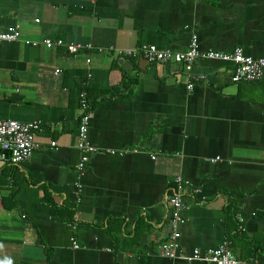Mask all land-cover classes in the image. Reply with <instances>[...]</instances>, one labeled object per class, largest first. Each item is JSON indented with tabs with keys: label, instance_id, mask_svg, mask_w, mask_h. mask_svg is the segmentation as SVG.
<instances>
[{
	"label": "crops",
	"instance_id": "obj_1",
	"mask_svg": "<svg viewBox=\"0 0 264 264\" xmlns=\"http://www.w3.org/2000/svg\"><path fill=\"white\" fill-rule=\"evenodd\" d=\"M15 24L19 39L0 41V118L40 130L26 160L0 161V264H213L163 256L173 230L182 251L226 240L241 264H264V71L235 84L217 60L188 78L179 63L118 59L143 43L181 51L192 35L264 57V0H0V31ZM81 90L96 150L79 171ZM176 175L188 186L172 223Z\"/></svg>",
	"mask_w": 264,
	"mask_h": 264
},
{
	"label": "built area",
	"instance_id": "obj_2",
	"mask_svg": "<svg viewBox=\"0 0 264 264\" xmlns=\"http://www.w3.org/2000/svg\"><path fill=\"white\" fill-rule=\"evenodd\" d=\"M34 21L37 22V19ZM18 39V24L8 26L5 30L0 31V41H16ZM24 42L27 44L30 43L31 45L37 44V41L25 40ZM39 42L47 48L53 44L58 46L64 45L65 51L70 54L76 53L81 48L88 49L90 47L88 44H64L60 39L53 41L42 39ZM108 50H111V48H108ZM137 54L147 64L179 63L182 65L183 71L188 78L191 77L189 74L191 65L196 60H217L229 64L231 71L230 81L235 84L257 81L262 77L264 71V57H251L246 55L237 46L227 51L200 49L195 35L190 37L187 47L181 51L158 48L153 44L143 43L134 48L119 50L118 59L133 57ZM53 72L56 74L58 69H55ZM187 87L191 88L192 83L188 82ZM78 97L80 114L75 135L76 146L81 152L80 159L76 164V168L80 171L87 160V154L94 152L96 149L89 145L86 139L89 106L85 91H79ZM37 130H40V121L38 120L22 122L9 118H0V161L18 165L26 160L36 144L34 137ZM53 145L54 141H50V146ZM151 159H153V156H151ZM185 186H188V181L176 175L174 177L172 194L166 199L171 209L170 221L172 223L179 219V212L186 208V205L181 200V191ZM68 226L74 228V223L72 222ZM177 238L178 232L173 230L159 244V251L163 256L184 261H207L213 264H241V261L232 254L228 241L226 240H223L220 244L207 251H200L194 247L189 252H185L180 249ZM70 243L72 248L78 247L73 237H70Z\"/></svg>",
	"mask_w": 264,
	"mask_h": 264
},
{
	"label": "trees",
	"instance_id": "obj_3",
	"mask_svg": "<svg viewBox=\"0 0 264 264\" xmlns=\"http://www.w3.org/2000/svg\"><path fill=\"white\" fill-rule=\"evenodd\" d=\"M64 210L63 208H60L58 209L55 205L52 207V213L51 215L53 216V212L56 213L55 214V217H58L62 222H65L66 225L68 226L69 224L72 223L73 219L72 217L70 216V211L68 209L65 210V212L67 213H64L65 214V217L61 216L59 213ZM59 212V213H58Z\"/></svg>",
	"mask_w": 264,
	"mask_h": 264
}]
</instances>
